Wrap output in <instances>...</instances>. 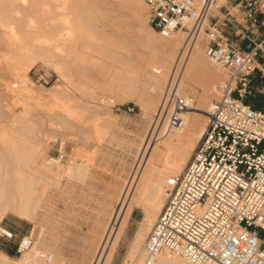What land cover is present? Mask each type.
Segmentation results:
<instances>
[{"label":"rangeland","instance_id":"1","mask_svg":"<svg viewBox=\"0 0 264 264\" xmlns=\"http://www.w3.org/2000/svg\"><path fill=\"white\" fill-rule=\"evenodd\" d=\"M109 1L119 5L116 7L118 16L111 14L106 17L104 22L107 28L104 31L109 33L115 28L118 36L124 40L119 46L130 51L122 50L115 56H105L80 41L76 45L80 60L75 62V55H72L65 64L62 63L60 71H57V58L48 57V52L40 51L43 52L40 55L42 59L31 61L34 63L19 73L10 60V63L6 61L11 56H4L0 52V177L12 185L17 182L16 171H19L18 177L25 173L35 175L36 196L39 199L38 207L30 217L8 211L0 219V256L7 257V264H15L24 253L36 254L35 264H42L40 255L43 253L50 257L47 264H94L99 249L107 244L108 231L120 202L127 193L126 188L134 181L135 165L152 135L155 126L153 114L159 99L154 103L147 100L152 93L148 74L154 70L157 61L155 55L162 54L161 50L155 53L152 49L167 41L149 28L144 0H139L141 5L137 16L122 6V0ZM224 1L218 0L219 3ZM59 22L54 19L51 23L54 34L35 35L37 40L33 36V44L38 48H48L52 45L50 43L57 45L58 38L55 36ZM176 33L172 40L181 38L183 45L186 41L184 34L180 31ZM203 44L200 40L195 54L212 66L202 52ZM94 45L98 47L104 43ZM0 47L3 48V45ZM54 52L57 56V49ZM62 54H71V51L67 47ZM258 60L264 62V55ZM181 66L175 76L167 77L170 82L178 81V86L182 79ZM260 67L264 70V64ZM213 68L215 78L220 83L221 79H225V74ZM42 71L49 76L47 84L34 81V75ZM199 78L196 73L193 79L185 81L187 86L180 87L178 91L191 99V107L187 111L191 120L194 119L191 114H196L197 132L202 131L204 111L215 97L213 88L209 99L204 102L205 92L201 89ZM251 92L247 100L264 105V74L258 70L254 71ZM144 100H147L146 103ZM127 108H132V111ZM62 119L75 133L72 130V133L63 136ZM37 130L42 132V143L35 159L26 165L13 163L8 146L17 140L22 143L32 140ZM52 135L66 137L67 158L61 163L63 165L51 160L47 152V140ZM161 140L158 139L157 145L165 153L167 149L161 146ZM71 164L78 166L73 176L66 174ZM89 168L96 170L89 171ZM9 189V186H5L6 191ZM144 208L143 205L131 203L124 223L129 227L128 234L121 236L123 226L111 252L115 264L124 263L140 227L147 222L144 220ZM23 219L32 226L28 243L12 253L8 246L12 244L13 234L17 233L16 228L23 225ZM145 236L139 244L141 259ZM167 254L184 259L170 252Z\"/></svg>","mask_w":264,"mask_h":264},{"label":"built area","instance_id":"2","mask_svg":"<svg viewBox=\"0 0 264 264\" xmlns=\"http://www.w3.org/2000/svg\"><path fill=\"white\" fill-rule=\"evenodd\" d=\"M144 2L149 28L160 37L180 31L187 40H202L204 56L225 79L204 111L202 131L182 169L164 181V200L139 264H152L164 251L190 264H264V107L247 100L254 71L264 74L258 60L263 41L251 36L263 24L257 15H264V0ZM229 32L247 45L238 46ZM48 77L37 72L34 81L47 84ZM190 103L176 84L168 85L153 117L162 118L164 129L181 127ZM47 144L51 160H66V139L52 135ZM40 258L42 264L50 261L46 253Z\"/></svg>","mask_w":264,"mask_h":264},{"label":"bare ground","instance_id":"3","mask_svg":"<svg viewBox=\"0 0 264 264\" xmlns=\"http://www.w3.org/2000/svg\"><path fill=\"white\" fill-rule=\"evenodd\" d=\"M107 1L0 0V45H3V48L0 47V52L4 53V56H11L10 59L6 58V61L8 63L11 62L13 68L19 73V71H23L27 66H31L34 63L31 61L42 59L40 55L43 52L41 53L40 51L48 52V57L57 58V71H60L62 63L65 64V61L71 59L72 55H75L73 57L75 62L80 60L79 53L76 51V45L80 41L89 44L95 51L105 56H115L122 50L130 51L128 48H121L119 46L120 42L124 40L118 36V31L115 28L111 29L109 33L104 31L107 28L104 22L106 17L111 14L118 16L116 7L119 5ZM140 5L139 0H122V6L128 9L134 16H137ZM55 9L57 10V15ZM54 19L60 21L57 23V36H55L58 38V40L56 39L57 45L50 43L52 45L48 46V48L36 47L31 38L33 39L34 36V40H37L35 38L37 35L39 37L44 33H48V35L54 34V25L51 24ZM174 35H177V33H173L168 37L159 36L164 41H167L166 44L156 45L152 49L155 53L161 50L162 54L155 55L157 61L153 66L154 70L148 74V79L151 82L149 88L152 93L147 97V100L154 103L155 100L159 99L163 90L171 84H176L179 91L180 87L187 86L185 84L186 80L193 79L195 74L198 73L201 89L205 92L204 102H206L210 97L211 89L213 90L214 88L215 93L216 86L219 83L215 78L214 65L211 66L207 61L196 56L195 48L199 49V38L190 41L185 37L186 41L181 45V38H178L176 41L172 40ZM170 39L173 42H168ZM98 41L103 42L104 45L94 47L95 43H99ZM67 47L71 51V54H62ZM55 49H57V56L54 52ZM175 54L177 56L173 63ZM183 57H185L184 60L182 59ZM179 66L182 67L180 86H178V81L170 82L169 79L167 80L168 76H175L177 74ZM147 100H144V103ZM63 110L64 108H62V113L65 112ZM191 115H194V119L192 120L190 119L189 111L186 110L182 113L183 126L170 129H164L162 118L157 117L154 120L155 126L152 129V135L147 140L146 146L135 165L134 181L126 188L127 193L121 200L114 222L108 231L107 244H103L99 249L94 264L108 263L113 246L116 245L118 236L125 225V219L131 203L135 206L143 205L145 207L146 218L144 220L147 222L143 221L144 224L140 227L135 243L130 248L129 254L123 264H138V260L140 261L141 251L139 250V244L145 236V232H148L164 200L162 185H164L163 183L167 175L178 173L182 169L194 146L193 142L201 133V129L198 132L195 130L196 114ZM61 126L63 136L69 135L72 133V130L75 133V130L64 119H62ZM41 135V130H37L32 140L22 143L17 138L15 144L8 146L13 155V163L18 166L19 164L26 165L27 162L31 163L37 156L39 147L41 146ZM160 138L162 139L160 142L161 146L167 149L165 153L157 145V141ZM20 143L23 145H20ZM77 168L78 166H75V164L69 165L66 174L73 176ZM18 173L19 171H16L15 174L17 175V182L12 185H9V183L0 177V219L8 211L16 213L21 217H30L34 210L36 211L39 200L36 196L37 191L35 188L37 177L26 173L22 177H18ZM5 186H9V191L5 190ZM24 241L26 243L27 238H24ZM164 252L166 253H158L152 264H190L185 259H178L167 254V251ZM36 256V254L29 255L28 253H24L20 259L15 261V264H32L36 260ZM0 259V264H7L6 256L2 255Z\"/></svg>","mask_w":264,"mask_h":264},{"label":"crops","instance_id":"4","mask_svg":"<svg viewBox=\"0 0 264 264\" xmlns=\"http://www.w3.org/2000/svg\"><path fill=\"white\" fill-rule=\"evenodd\" d=\"M257 17L263 21V24L260 25L256 32H254V34H252L251 36L253 38H255L256 40H262L263 41V46H264V15L262 14H258ZM229 35H230V38L240 47H245L247 45V42L246 40L244 39H241L239 37H236L233 33L229 32ZM259 65L260 66H263L264 62H261L259 61ZM254 81V73L252 75V83ZM249 103L252 104V106L254 108H260V107H264V105H261V104H258V103H254V102H250L248 101ZM89 171H95L96 169L95 168H89L88 169ZM111 202V201H110ZM110 202L107 203V206L110 205ZM131 216V214H130ZM26 225V226H25ZM32 226L30 225L29 221L27 220H24L23 219V225L22 226H19V228H16V232L17 233H14L13 234V240H12V244L11 246H8V248L10 249V251L13 253V252H16L17 251V248L18 246H20L21 244V247L23 245H25V243L23 244V237H29L30 236V232H31V228ZM128 231H129V227L128 226H125L123 228V231H122V234L121 236H125L126 234H128ZM28 239V238H27ZM5 256V255H4ZM108 264H115V260L112 256V258L110 259V262Z\"/></svg>","mask_w":264,"mask_h":264}]
</instances>
